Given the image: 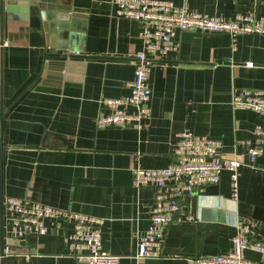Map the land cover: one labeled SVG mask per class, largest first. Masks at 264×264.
Here are the masks:
<instances>
[{"label":"crops","instance_id":"1","mask_svg":"<svg viewBox=\"0 0 264 264\" xmlns=\"http://www.w3.org/2000/svg\"><path fill=\"white\" fill-rule=\"evenodd\" d=\"M173 1L229 18L264 15V0ZM71 2L84 10L67 48L49 39L48 8L0 9V249L14 238L8 196L101 216L102 250L120 254L117 264H190L227 253L240 224L251 242L264 240V153L252 163L248 152L263 118L232 103L234 87L264 90V34H239L233 49L227 31L178 30L179 49L151 66L150 119L98 126L110 112L102 99L130 92L142 25L117 15L113 0ZM187 129L219 139L224 155L242 161L238 197L223 170L219 181L182 198L162 253L137 258L157 188L136 186L133 168L167 166ZM22 240L0 264H92L68 255L63 230ZM245 255L263 258L252 246Z\"/></svg>","mask_w":264,"mask_h":264},{"label":"built area","instance_id":"2","mask_svg":"<svg viewBox=\"0 0 264 264\" xmlns=\"http://www.w3.org/2000/svg\"><path fill=\"white\" fill-rule=\"evenodd\" d=\"M119 16L138 20L142 29L143 48L131 57L135 65L134 76L128 82L130 92L121 97H105L102 103L110 112L98 116V126L142 124L151 117L150 99L152 87L149 82L151 66L165 60L171 51L179 49L178 30L201 28L212 31H227L231 34V45L237 48L238 35L263 33L264 15L253 12L240 13L235 17L210 14L192 10L185 4L173 0H113ZM253 62H248L252 64ZM232 103L237 107L251 108L259 113L263 122L255 128L256 140L249 143L250 160L254 163L264 153V90L234 87ZM217 138L184 130L173 149V158L164 167L133 168L136 186L153 185L157 188L151 210V223L140 236L137 258L158 256L168 227L182 208V198L196 193L210 183L219 181L223 170L231 174L233 198L238 197L239 176L242 161L228 157L220 151ZM7 210L8 233L17 240L38 236L48 232L64 231L70 251L69 256L92 264H117L121 255L102 250L103 218L36 200L8 196L4 200ZM71 230H67V225ZM248 228L240 224L233 236V246L227 253L200 254L188 258L190 264H264V240L251 242ZM263 252L261 260L249 259L247 247ZM19 253L7 243L0 249V258Z\"/></svg>","mask_w":264,"mask_h":264},{"label":"water","instance_id":"3","mask_svg":"<svg viewBox=\"0 0 264 264\" xmlns=\"http://www.w3.org/2000/svg\"><path fill=\"white\" fill-rule=\"evenodd\" d=\"M31 5L49 9L50 26L47 29L49 39L54 41L56 38L59 41V48H67L74 32L77 30V22L80 21V16H82L79 11L84 9L73 5L71 0H0L1 11L21 7L27 13ZM7 243L24 244L25 240L9 238ZM4 246L5 241L3 239L1 243L2 250Z\"/></svg>","mask_w":264,"mask_h":264}]
</instances>
